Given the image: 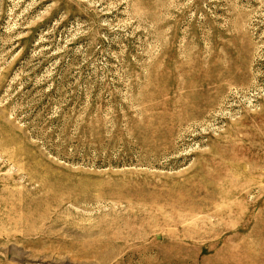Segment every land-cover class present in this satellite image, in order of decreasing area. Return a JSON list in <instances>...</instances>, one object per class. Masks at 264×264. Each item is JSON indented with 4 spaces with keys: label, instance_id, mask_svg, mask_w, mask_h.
<instances>
[{
    "label": "rangeland",
    "instance_id": "rangeland-1",
    "mask_svg": "<svg viewBox=\"0 0 264 264\" xmlns=\"http://www.w3.org/2000/svg\"><path fill=\"white\" fill-rule=\"evenodd\" d=\"M0 264H264V0H0Z\"/></svg>",
    "mask_w": 264,
    "mask_h": 264
}]
</instances>
